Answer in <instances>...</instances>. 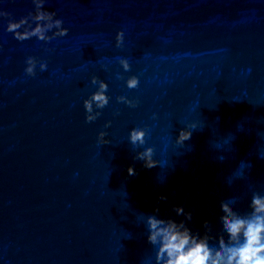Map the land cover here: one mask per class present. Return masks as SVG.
<instances>
[{
  "label": "water",
  "instance_id": "1",
  "mask_svg": "<svg viewBox=\"0 0 264 264\" xmlns=\"http://www.w3.org/2000/svg\"><path fill=\"white\" fill-rule=\"evenodd\" d=\"M0 8L18 19L33 5L0 0ZM44 8L68 29L48 43L52 51L34 37L15 40L0 20V264H141L154 254L141 214L184 220L200 234L207 220L215 235L221 200L237 197L245 212L253 190L264 194V0H46ZM28 55L46 59L47 70L26 76ZM117 71L136 75L139 87L128 89ZM91 75L108 84L110 100L86 123ZM189 121L197 129L180 146ZM145 126L153 168L127 138ZM101 130L108 144L97 143Z\"/></svg>",
  "mask_w": 264,
  "mask_h": 264
},
{
  "label": "clouds",
  "instance_id": "2",
  "mask_svg": "<svg viewBox=\"0 0 264 264\" xmlns=\"http://www.w3.org/2000/svg\"><path fill=\"white\" fill-rule=\"evenodd\" d=\"M33 8L26 15L18 19L12 18L11 12L0 8V20H6L5 31L12 34L15 40L23 42L33 37L43 42L41 45L45 51L48 43L68 34V29L63 26V20L57 17L55 11L44 8L46 0H31ZM115 46H124V31L118 29L115 34ZM124 72L130 71V64L126 57L115 58ZM37 66L41 72L46 71L48 63L46 59H39L32 55L25 57L24 73L26 76H35ZM100 67L108 71V65L100 64ZM117 80L123 79L128 89L139 87V78L136 75L125 77L123 72L117 71ZM90 84L95 86L82 105L85 112V122L91 123L101 116L100 110L109 104L110 97L107 95L108 84L96 75L90 76ZM118 103L128 107H136L138 98H129L127 95L116 96ZM118 115V110L113 113ZM156 119V113L152 114ZM111 121H105L104 128L109 127ZM197 129L196 121H189L185 127L178 131L175 142L184 146L189 140L192 130ZM147 127H132L128 131V142L132 146L134 158L143 161L144 167H156L159 162L153 159L154 149L146 145L148 136ZM106 132L101 130L97 133L98 144H108L105 139ZM142 148V151H136ZM221 161L223 158H219ZM129 175H135L132 167L127 169ZM233 182L229 181V185ZM161 200L167 197L161 195ZM237 197H231L220 201L222 214L218 217L221 230L212 234V225L209 221L203 222L204 233H193L185 224L184 220L176 221L172 218H159L156 214H141L147 229L146 239L154 248V254L146 257L141 264H264V194L253 190L251 193L248 211L240 212L234 208ZM173 211L177 216H184L191 220V212H186L182 206H174ZM155 209L154 213H158ZM215 240L210 245L209 241Z\"/></svg>",
  "mask_w": 264,
  "mask_h": 264
}]
</instances>
